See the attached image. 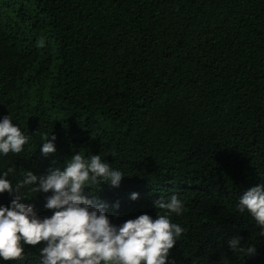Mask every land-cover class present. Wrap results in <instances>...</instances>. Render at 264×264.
I'll use <instances>...</instances> for the list:
<instances>
[{"label": "trees", "instance_id": "16d2710c", "mask_svg": "<svg viewBox=\"0 0 264 264\" xmlns=\"http://www.w3.org/2000/svg\"><path fill=\"white\" fill-rule=\"evenodd\" d=\"M0 264H264V0H0Z\"/></svg>", "mask_w": 264, "mask_h": 264}]
</instances>
